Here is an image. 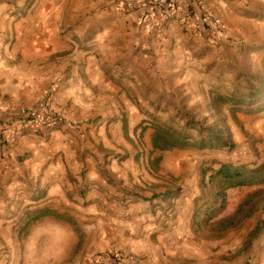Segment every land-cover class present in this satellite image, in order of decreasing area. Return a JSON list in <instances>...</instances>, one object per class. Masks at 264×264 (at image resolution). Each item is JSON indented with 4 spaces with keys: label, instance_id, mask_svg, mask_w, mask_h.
Here are the masks:
<instances>
[{
    "label": "crops",
    "instance_id": "crops-1",
    "mask_svg": "<svg viewBox=\"0 0 264 264\" xmlns=\"http://www.w3.org/2000/svg\"><path fill=\"white\" fill-rule=\"evenodd\" d=\"M59 1L0 0V264H98L115 249L144 264H264V247L238 253L239 244L197 236L198 194L172 186L162 154L157 171L153 157L138 159L124 134L125 123L149 120L155 91H170L150 67L209 98L233 49L256 44L264 0H203L221 24L217 41L177 25L149 34L121 0H104L111 22L87 52L86 6L79 18ZM48 104L53 127L22 128L23 112ZM11 128L20 135L9 145ZM174 189L179 196L166 198Z\"/></svg>",
    "mask_w": 264,
    "mask_h": 264
},
{
    "label": "rangeland",
    "instance_id": "rangeland-1",
    "mask_svg": "<svg viewBox=\"0 0 264 264\" xmlns=\"http://www.w3.org/2000/svg\"><path fill=\"white\" fill-rule=\"evenodd\" d=\"M60 5L70 6L72 3L75 7L79 8V18H82L83 7L86 6V52L88 51V44L100 33L103 28L108 25L110 18H107V13L110 7L104 0H75L72 1H59ZM106 13V14H105ZM66 14V10L64 12ZM77 15V12H76ZM264 20V17H261ZM111 22V21H110ZM256 44L249 47H237L233 49L230 63L219 68L218 72L213 76L212 84L213 90L222 94H229L236 90V85L244 83L242 76L245 74H253L260 70L264 61V26L258 30L256 37ZM156 73L154 78L159 83L171 87L170 91L161 92L155 91L156 98L154 99V112L147 117L149 125L141 123L135 130H130L128 136L125 134V141L133 152H137L138 159L144 157L145 161L149 157V153L153 148V135L155 130L152 124L162 123L169 124L175 128L181 129L185 126V115L189 114L196 118L198 121L204 120L209 116L207 105L210 97L204 98V93L201 88L192 89L190 94L183 88L177 86V77L173 74L169 75L158 74L155 67H150ZM165 68L172 69V66ZM143 70V69H142ZM167 79L163 82L162 79ZM157 86V85H156ZM210 91V95H211ZM168 93V94H167ZM175 93V96L173 95ZM206 95V93H205ZM240 123L233 120L232 116L228 114V122L232 129L236 148L234 150H221V151H196V150H174L165 153L158 152L156 155L162 154L168 161V167L165 170L171 172L169 179L173 187H186L188 193L194 192L200 194V173L204 165L219 168L220 164L232 163L235 165H249L251 167L260 166L264 164V113L256 115H243L239 114ZM146 127L142 135V128ZM131 136V137H130ZM135 140L138 144L135 145ZM150 157V159L152 158ZM181 159V161H179ZM146 164V162L144 163ZM143 172V168H140ZM252 192V189L235 190L230 193V205L228 214H232L242 200ZM184 204V208H185ZM261 223L262 235L259 236L257 242L260 243L259 247H253L245 237L251 229L254 230L258 224ZM247 234V235H248ZM247 239V240H246ZM219 248L229 246L231 244H239L236 247L238 253H248L250 250L259 249L264 247V211L258 212L252 219H250L242 229L231 233L227 238L219 240Z\"/></svg>",
    "mask_w": 264,
    "mask_h": 264
},
{
    "label": "trees",
    "instance_id": "trees-1",
    "mask_svg": "<svg viewBox=\"0 0 264 264\" xmlns=\"http://www.w3.org/2000/svg\"><path fill=\"white\" fill-rule=\"evenodd\" d=\"M244 83L236 85L229 94L211 91L207 105L209 116L198 121L185 115L186 123L181 129L169 124L155 123L152 128L153 148L149 156L174 150L221 151L234 150L236 143L228 114L240 123L239 114L264 113V61L260 70L242 76ZM146 127L142 128V135ZM128 136L129 128L124 125ZM162 157L150 162L151 168L159 169ZM200 194L195 199L192 217L194 233L206 240L219 241L238 231L258 212L264 211V164L249 165L220 164L215 169L204 165L200 173ZM252 189L232 214H228L230 193L235 190ZM179 190H172L166 198H176ZM262 232L261 223L250 233L248 241Z\"/></svg>",
    "mask_w": 264,
    "mask_h": 264
},
{
    "label": "built area",
    "instance_id": "built-area-1",
    "mask_svg": "<svg viewBox=\"0 0 264 264\" xmlns=\"http://www.w3.org/2000/svg\"><path fill=\"white\" fill-rule=\"evenodd\" d=\"M119 10L132 16L137 26L153 34L164 33L171 25H177L184 31L200 35L212 33L215 41L222 37L220 22L214 12L203 0H121ZM22 128L27 130L47 129L58 122V112L51 105L23 112ZM20 131L9 129L6 142L12 145ZM98 264H144L142 259L132 252L111 250L97 258Z\"/></svg>",
    "mask_w": 264,
    "mask_h": 264
}]
</instances>
